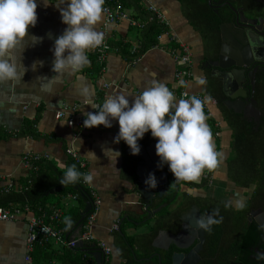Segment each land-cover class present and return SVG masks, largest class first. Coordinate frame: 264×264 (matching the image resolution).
<instances>
[{"label": "crops", "instance_id": "1", "mask_svg": "<svg viewBox=\"0 0 264 264\" xmlns=\"http://www.w3.org/2000/svg\"><path fill=\"white\" fill-rule=\"evenodd\" d=\"M115 1L105 0L109 3ZM148 2L166 14L171 24L170 34H164L157 45L143 52L139 60L133 62L130 48L141 45L142 33V28L130 22L129 18H134V12L126 10V18L107 28L104 26L103 13L101 20L94 27L104 34V40L122 49L110 52L106 71L101 75L100 66L93 52L94 48L86 50L89 63L83 68L61 73H55L52 70L54 39L63 33L67 25L62 22L61 13L55 5L59 3V0H47V3H51L47 7L43 0H37L38 20L35 26H29L28 34L41 36L43 40L32 46L31 41L26 38L18 45L14 55L20 56L19 50L25 48L22 63L28 70L23 77L0 82V188L11 183L16 186H26L34 170L26 166L23 161L26 153L47 154L49 161L64 169L69 160L67 149H74L85 160L87 171L94 176L90 186L100 199V209L93 226V233L112 248L110 264H124L127 261L118 252V248L124 243L123 236L134 237L148 233L154 222H148L150 218L145 209V198L136 190L137 182H133L124 174L123 140L114 143V137L119 131L118 121L114 120L112 127L99 125L81 130L77 126H70L67 116L59 119L57 112L67 106L78 105L76 116L85 117L86 111H95L87 104L88 99L102 104L108 96L120 92L138 94L153 79L166 83L174 92L175 98L179 100L175 94L181 87L175 76L179 64L172 54L176 36L190 45L193 50V78L188 84L189 91L207 94L206 67L202 60L203 44L200 35L185 19L181 4L177 0H148ZM127 45L129 53L123 51ZM41 60L44 62L43 66L38 64L36 70H33L32 63ZM198 77L204 79L203 84L198 83ZM106 82L110 83L111 87L106 92V99L104 97L103 99L102 84ZM173 84L178 86L173 88ZM129 99L131 102L132 97ZM214 111L216 118L220 120L217 107H214ZM206 123L211 129L209 119ZM32 131H35L37 136H34ZM218 139L221 141V149L216 144L215 147L223 154V158L230 139L229 131L224 123H222L221 136ZM105 147L118 149L121 155L117 160L115 153L110 150L105 155L103 151ZM89 150L94 151L97 158L85 155ZM222 161L220 159V162ZM218 166L212 170L205 168L203 172L217 171ZM58 193H54L48 199V203L61 207L64 216L67 212L74 210L77 200H65L68 202L65 204L64 198ZM160 198L157 195L153 203L159 202ZM146 214L148 218L138 222L139 218ZM30 216L29 213L14 221L0 220V264H26ZM120 224L121 231L116 234ZM116 225L117 229H115ZM78 234L75 231L70 238L77 237ZM64 246L56 239H52L46 246L47 250L44 251L43 256L47 259H41L39 264H65V260L61 257ZM134 246L135 252L142 249L138 244ZM33 254L36 258L38 251H32V256Z\"/></svg>", "mask_w": 264, "mask_h": 264}, {"label": "clouds", "instance_id": "2", "mask_svg": "<svg viewBox=\"0 0 264 264\" xmlns=\"http://www.w3.org/2000/svg\"><path fill=\"white\" fill-rule=\"evenodd\" d=\"M43 2L46 7L51 4L47 0ZM104 3L105 0H59L55 4L62 22L67 25L63 33L54 39L52 70L55 73L77 71L89 63L86 50L97 48L104 41V34L94 27L101 20ZM37 7V0H0V82L23 77L28 70L22 63L25 48L19 50L20 56L14 55L18 45L26 38L32 46L43 40L41 36L28 34L29 26L37 23ZM43 63L42 60L34 61L31 68L36 70L37 65L43 66ZM197 81L204 83L202 77H198ZM185 83L183 79L178 82L179 86ZM177 86L172 85L173 88ZM87 104L95 111L84 113V127H112L113 121H118L119 131L114 143L123 140L133 155L140 153L139 141L150 131L157 141L158 166L166 164L175 180L199 182L203 170L215 169L222 159L213 142L210 126L206 123L204 101L195 94L177 100L166 83L153 79L138 94L120 92L108 96L102 104L91 99ZM109 150L115 153L116 160L121 155L118 149L111 147L103 148L104 154L107 155ZM85 155L97 158L92 150ZM81 177L87 183L94 179L91 172L82 173L73 164L66 169L59 182L76 183ZM145 184L151 189L157 187L154 172L148 174ZM233 203L238 209L244 207L242 198L228 201L225 207ZM218 215L219 209H214L213 215L198 221L199 226L210 230V225L221 222L222 217L214 218ZM65 222L70 224V218L65 217ZM257 259L264 260V252L257 253Z\"/></svg>", "mask_w": 264, "mask_h": 264}, {"label": "trees", "instance_id": "3", "mask_svg": "<svg viewBox=\"0 0 264 264\" xmlns=\"http://www.w3.org/2000/svg\"><path fill=\"white\" fill-rule=\"evenodd\" d=\"M116 1L121 3L125 9L132 10L134 12V18L148 22L147 25L142 28L139 54L157 45L159 42L158 36L161 35L166 28L164 25L157 22L156 19L151 20L153 13L147 9L143 0ZM177 1L181 4L183 15L189 25L200 35L203 44L202 60L206 62L210 59H216L221 43V26L233 20L235 17V12L230 4L223 3L218 7H214L209 3V0ZM214 1L218 2L221 0H213V2ZM230 1L233 6L244 9L248 14L253 16H264L263 2L257 0ZM124 49L123 51L125 53H129L128 45L125 46ZM205 72L207 75L206 93L217 99L218 116L225 127H227L230 135L227 152L223 158V163L225 164L222 163V165L224 169L228 171L230 179L234 181L238 189L244 191L248 187L256 185V195L253 200H259V202L264 201V191L262 192V190H264V178H261L262 176L258 177L261 172L264 173V122L260 126H256V124L248 121L243 114L228 108L224 103L226 96L223 91L221 80L212 76L211 72L208 70ZM209 123L213 124L212 119H209ZM213 130L212 135L215 137ZM32 134L37 136L35 131H32ZM214 139V144L218 145L219 149H221L220 139L216 137ZM153 141H156V138H153L149 131L139 143L148 146ZM122 143L125 151L124 174L138 184V176L136 173L138 160L132 156L130 147L124 141H122ZM73 164L76 165L78 171L86 173L71 156H69L67 166L64 169L58 167L55 163L49 161V159L42 160L38 163V169L33 170L23 190H12L0 193V206H8L10 204L18 207L29 206V213L31 215H40L43 212H49L53 207L61 208L57 206V204L51 205L48 203V199L51 195L48 196L47 192L52 188L62 185L59 181L63 178L66 169ZM220 167L221 164L219 165V168ZM163 169L173 175L166 164L163 165ZM208 180H210V178L206 181ZM175 182L176 180L172 178L169 179L166 185V195L159 202L153 203L151 209L157 208L163 203H170V205L173 203L176 194ZM177 183L188 186L193 184L192 182L183 180H177ZM58 194L64 198V201L68 194H78L76 209L74 208V210L67 212V214L63 216L60 224V228L63 230L65 236L69 234L68 238H70L77 229V224L81 218V212L86 207L87 202L92 200L94 203L95 197L93 189L88 184H85L81 177L76 183L65 184L64 190ZM170 205L164 207L160 212L148 219V222H154L150 232L134 237H125L121 234L124 243L118 248V252L127 260L124 264H160L159 258L155 255L158 250L153 246V241L161 231H172V225L175 221H177L176 223L181 221V216L187 208V206H178L177 210H175L174 207ZM252 207H263L264 209V206H247L240 212V217L246 219L249 208ZM65 217L70 218V224L65 222ZM145 218H148L147 214L142 216L141 219L139 218L138 222L141 220L143 221ZM84 222H86V218L83 223ZM254 227L259 226L255 224ZM82 231L81 229V232ZM116 231L117 232L114 231L116 234H118V232L120 233V231ZM251 231L252 229L250 230V234ZM252 234H254V231ZM48 244L49 243L45 245L35 244L34 250L38 251V255L34 258L33 254V264H39L41 259H47L43 255H45L44 251L47 250L46 246ZM137 244L142 248L139 252L133 251L135 248L134 245ZM93 249L94 247L92 244H86V250L79 247L64 246L62 251L63 255L61 257L65 260V264H93L90 259V251ZM85 254H87V256H85ZM169 254L168 251L164 252L163 264H169Z\"/></svg>", "mask_w": 264, "mask_h": 264}, {"label": "flooded vegetation", "instance_id": "4", "mask_svg": "<svg viewBox=\"0 0 264 264\" xmlns=\"http://www.w3.org/2000/svg\"><path fill=\"white\" fill-rule=\"evenodd\" d=\"M259 2L264 4V1ZM246 14L249 18L264 17L253 16L247 12ZM234 19L235 17L226 23H230ZM223 43L221 29L218 57L207 61L219 59ZM206 62L205 69L213 76L214 67L207 66ZM219 79L222 82V79ZM241 87L247 91L248 95L243 116L256 126H260L264 122V60L252 62V65L247 68V80L242 81ZM222 163L223 161L220 162L219 170L203 172L199 177V182H192L193 184L190 186L178 184L176 180V194L171 205L175 210L178 206H187V208L181 216V221L179 223L175 221L172 231H167L177 236L179 246L173 241L168 242L166 238L159 239L161 246L169 245L167 249L156 248L158 252L155 255L159 258V263L160 257L163 261V254L168 251L170 253L169 264H264V260L257 259V253L264 252V229L253 214L254 211L263 209V207L249 208L247 218L240 217V212L244 208L264 206V201L253 200L256 195V185L250 186L244 191L238 189ZM258 177L264 178V173L261 172ZM171 178L175 180L174 175H171ZM208 178L210 180L206 181ZM241 198L244 202L243 208H236L234 203L230 207H225L228 201ZM214 209H219V215L214 218L222 217L221 222L210 225V230L200 227L198 221L206 220L209 215H213ZM184 216L186 220L183 219ZM255 224L260 228L254 227ZM184 225L188 226V231L182 234ZM253 231L254 234H252ZM175 254H183V258L175 257Z\"/></svg>", "mask_w": 264, "mask_h": 264}, {"label": "built area", "instance_id": "5", "mask_svg": "<svg viewBox=\"0 0 264 264\" xmlns=\"http://www.w3.org/2000/svg\"><path fill=\"white\" fill-rule=\"evenodd\" d=\"M144 4L146 5L147 9L153 13V17L151 20L156 19L157 22L161 23L165 26L166 30L158 36V40L162 38L164 34L169 35L171 31V24L169 19L167 18L166 14L159 9L154 4L148 2V0H143ZM104 8V15H105V28L109 27L112 24H116L120 22L122 19L126 18L125 11L127 9L124 6L115 1L113 3L105 2L103 5ZM132 25L137 26L139 28H143L147 25V21L138 20L136 18H129ZM175 39V47L172 48V54L175 56L177 63L179 64L176 70V79L179 82L180 79H183L186 83L184 86H181L175 94L178 96L179 99L181 98H188L191 95L195 94L199 98L204 101V111L207 116V119H212L211 130L214 132V136L216 138L221 136V128H222V120L216 118V114L214 111V107H217L218 101L215 97L209 96L203 93H191L188 88V84L193 78V50L190 45L184 43L183 41L179 40L176 36ZM120 47H114L108 40H104L103 43L94 48L93 52L97 58L98 64L100 66V73L101 75L104 74L106 71V62L108 60V56L112 50L120 51ZM140 45H134L130 48V54L133 56V62H137L139 57L142 54H139ZM103 95L106 99V92H108L109 88L111 87L110 83H103ZM103 98V99H104ZM78 105H71L65 107L62 111L57 112V117L64 118L67 116V120L70 126H77L79 129L83 130L86 129L83 125V121L85 119L84 116L77 117L76 114L78 112ZM213 126V127H212ZM67 154L73 157L77 163L81 166L83 170L87 171V164L85 160H83L78 153L72 149H67ZM44 159H50L49 155L47 154H40L35 152L26 153L23 157V161L25 162L26 166L29 168H33L35 170L38 169V163ZM84 182V181H83ZM90 186V183L84 182ZM92 188V186H90ZM25 187L16 186L14 184H9L3 188H0L1 192H9L12 190H23ZM94 193V203L91 212L86 217V222L82 225V232L78 234L77 237L68 238L65 236L63 230L60 228V224L63 219L64 211L61 208L53 207L49 212H43L40 215H31L29 218V233L27 237V247L28 252L25 255L26 264H33V257L32 251L34 250L35 244H42L45 245L49 243L52 239H56L58 242L64 244L65 246L69 247H76L78 242L82 241L85 244H92L95 248H101L104 254V262L103 264H110V256L112 254V248L101 239H98L93 233V226L96 221V217L98 211L100 209V199L97 194ZM77 200L78 194H68L65 197V200ZM65 204H68L65 201ZM30 212L29 206H14L10 204L8 206H0V220L2 221H14L18 220L21 216L26 215ZM118 226H115L117 229ZM87 256V254H85ZM91 261L95 264V259L91 255Z\"/></svg>", "mask_w": 264, "mask_h": 264}, {"label": "water", "instance_id": "6", "mask_svg": "<svg viewBox=\"0 0 264 264\" xmlns=\"http://www.w3.org/2000/svg\"><path fill=\"white\" fill-rule=\"evenodd\" d=\"M209 3L214 7H218L223 3L230 4L235 12L234 21L221 26L224 43L219 59L216 61H207L206 65L213 66V76L222 79L223 91L226 96V100L224 101L225 105L235 112L244 115L248 95L247 91L241 87V84L243 80H247V68L252 65V62L255 60H264V17L249 18L244 9L236 8L231 4L230 0H221L218 2L209 0ZM140 145V153L133 155L138 159L137 175L139 179L136 190L145 198V209L149 213V218H152L156 213L168 206V203H163L157 208H150L157 195L160 197L165 195L167 190L166 185L169 181V172L163 169V165L158 166L160 157L156 154V141H153L148 146L143 143ZM150 172H154L158 180L157 187L154 189L148 188L145 184V179ZM64 188L65 184L52 188L47 192V195L58 193L64 190ZM92 208L93 201L89 200L81 212V218L76 229L77 233L81 232L82 223ZM253 214L259 225L264 229V210L259 209L254 211ZM183 219L186 220V217L184 216ZM118 229L121 231V224ZM187 231L188 226L184 225L182 234L187 233ZM161 238H166L168 242L173 241L179 246L176 235L167 231H161L153 241L154 247L164 249L169 247V245L161 246L159 244V239ZM76 247L86 250V244L82 241L78 242ZM93 247L94 249L90 251V254L94 257L95 264H103V250L101 248H95L94 245ZM175 257L183 258V254H175ZM160 264H163L161 257Z\"/></svg>", "mask_w": 264, "mask_h": 264}, {"label": "rangeland", "instance_id": "7", "mask_svg": "<svg viewBox=\"0 0 264 264\" xmlns=\"http://www.w3.org/2000/svg\"><path fill=\"white\" fill-rule=\"evenodd\" d=\"M227 148H228V146H226V149H225V152H227L226 150H227ZM54 194H52L51 196H53Z\"/></svg>", "mask_w": 264, "mask_h": 264}]
</instances>
